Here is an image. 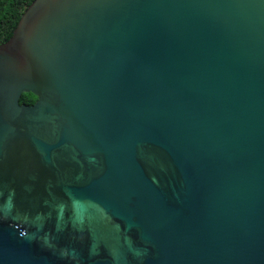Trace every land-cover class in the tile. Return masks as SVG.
<instances>
[{
    "label": "water",
    "instance_id": "1",
    "mask_svg": "<svg viewBox=\"0 0 264 264\" xmlns=\"http://www.w3.org/2000/svg\"><path fill=\"white\" fill-rule=\"evenodd\" d=\"M0 264H264V0H30Z\"/></svg>",
    "mask_w": 264,
    "mask_h": 264
},
{
    "label": "trees",
    "instance_id": "2",
    "mask_svg": "<svg viewBox=\"0 0 264 264\" xmlns=\"http://www.w3.org/2000/svg\"><path fill=\"white\" fill-rule=\"evenodd\" d=\"M30 0H0V42L4 41L11 32L20 12ZM34 96L29 92H22L19 102L30 104Z\"/></svg>",
    "mask_w": 264,
    "mask_h": 264
}]
</instances>
